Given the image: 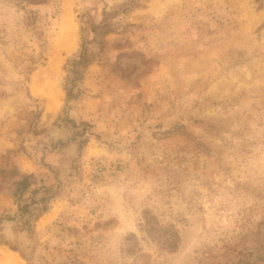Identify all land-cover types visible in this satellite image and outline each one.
I'll use <instances>...</instances> for the list:
<instances>
[{
	"label": "rangeland",
	"instance_id": "obj_1",
	"mask_svg": "<svg viewBox=\"0 0 264 264\" xmlns=\"http://www.w3.org/2000/svg\"><path fill=\"white\" fill-rule=\"evenodd\" d=\"M4 250L264 264V0H0Z\"/></svg>",
	"mask_w": 264,
	"mask_h": 264
},
{
	"label": "bare ground",
	"instance_id": "obj_2",
	"mask_svg": "<svg viewBox=\"0 0 264 264\" xmlns=\"http://www.w3.org/2000/svg\"><path fill=\"white\" fill-rule=\"evenodd\" d=\"M55 107H56V104L53 103L49 108L53 110ZM3 260L5 264H16L17 263V258L15 257V255L11 251H8V250H4Z\"/></svg>",
	"mask_w": 264,
	"mask_h": 264
},
{
	"label": "trees",
	"instance_id": "obj_3",
	"mask_svg": "<svg viewBox=\"0 0 264 264\" xmlns=\"http://www.w3.org/2000/svg\"><path fill=\"white\" fill-rule=\"evenodd\" d=\"M80 58H81V60H83V59H84V55L81 56ZM69 95H70V93H69ZM24 180H25V178H24ZM24 180L18 182L17 185H18L19 187H23V186L25 185V181H24ZM148 224H149V226L151 225V224H150V221H147V225H148ZM164 242L167 244V246H168V245H169L170 247L175 246V245H173V244H174V240H172V239H167V240H165Z\"/></svg>",
	"mask_w": 264,
	"mask_h": 264
}]
</instances>
